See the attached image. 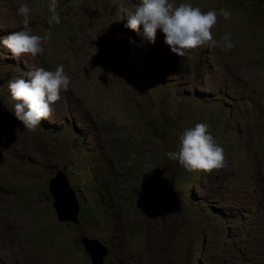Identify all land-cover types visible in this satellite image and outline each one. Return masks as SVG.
<instances>
[{
  "label": "rangeland",
  "instance_id": "374dc122",
  "mask_svg": "<svg viewBox=\"0 0 264 264\" xmlns=\"http://www.w3.org/2000/svg\"><path fill=\"white\" fill-rule=\"evenodd\" d=\"M0 0V102L15 129L0 137V264H91L80 238L108 250L104 264H264V0H173L226 9L216 47L174 54L127 26L139 0ZM27 4L43 54L12 57L2 39ZM230 35L233 48L221 37ZM126 43L125 41H127ZM126 44V73L108 67V42ZM63 64L71 86L36 131L15 118L7 82ZM197 123L228 166L186 171L169 151ZM66 175L79 224L60 223L48 186Z\"/></svg>",
  "mask_w": 264,
  "mask_h": 264
},
{
  "label": "clouds",
  "instance_id": "9594fccd",
  "mask_svg": "<svg viewBox=\"0 0 264 264\" xmlns=\"http://www.w3.org/2000/svg\"><path fill=\"white\" fill-rule=\"evenodd\" d=\"M58 7V0H51L48 5L51 13L49 26L61 23ZM30 12L27 4L19 5L17 15L22 17V28L2 39L3 46L12 57L43 54V43L51 39L50 30L43 36L35 34ZM218 14L225 19L231 15L224 8L205 12L190 2L176 5L173 0H139L134 11L127 13V26L139 33L142 25L143 36L151 43H155L159 29L171 51L183 57L186 50L217 46L212 29L217 23ZM221 40L227 49L234 47L230 35L221 37ZM71 83L63 64L55 70L33 67L22 76L8 80L7 88L15 101V118L26 130L36 131L43 120L51 117L54 112L52 105L60 100L62 92L70 89ZM2 89L3 85H0V91ZM167 156L170 160L178 161L189 172L211 173L228 166L225 149L210 134L209 125L205 123L186 128L179 136L178 150L169 151Z\"/></svg>",
  "mask_w": 264,
  "mask_h": 264
},
{
  "label": "water",
  "instance_id": "95a60500",
  "mask_svg": "<svg viewBox=\"0 0 264 264\" xmlns=\"http://www.w3.org/2000/svg\"><path fill=\"white\" fill-rule=\"evenodd\" d=\"M103 52L107 54L108 67L115 76L118 78L124 76L126 73V56L118 44L113 41L108 42L104 46ZM1 108L0 102V137L8 142L13 141L15 137L13 122L2 114ZM48 190L53 200L52 207L57 220L60 223L78 225L80 207L66 175L57 172L50 180ZM80 241L91 264H104L108 250L102 243L86 236H82Z\"/></svg>",
  "mask_w": 264,
  "mask_h": 264
},
{
  "label": "trees",
  "instance_id": "16d2710c",
  "mask_svg": "<svg viewBox=\"0 0 264 264\" xmlns=\"http://www.w3.org/2000/svg\"><path fill=\"white\" fill-rule=\"evenodd\" d=\"M126 43H128L129 41H128V39H127V41H125ZM118 46H119V48L124 52V53H126V44H118Z\"/></svg>",
  "mask_w": 264,
  "mask_h": 264
}]
</instances>
